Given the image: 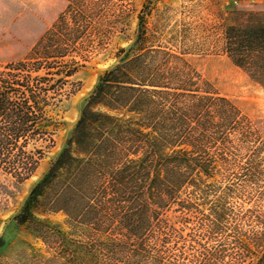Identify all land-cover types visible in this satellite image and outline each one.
Wrapping results in <instances>:
<instances>
[{
  "label": "trees",
  "instance_id": "1",
  "mask_svg": "<svg viewBox=\"0 0 264 264\" xmlns=\"http://www.w3.org/2000/svg\"><path fill=\"white\" fill-rule=\"evenodd\" d=\"M64 20L30 57L0 65V171L17 184L33 177L54 146L61 124L55 111L79 89L71 78L80 65L69 59L76 39ZM143 37L140 32L138 43ZM226 53L264 89V21L228 27ZM99 82L13 221L63 249L72 264H178L166 257L169 242L184 239L175 225L206 205L208 179L226 160V145L236 147L258 130L181 55L162 48L140 45ZM42 206L63 212L83 240L39 219ZM174 210L179 215L170 221ZM228 219L218 197L202 213L207 239ZM234 241L238 264H264V229L252 237L238 233ZM197 242L190 245L192 264L227 258L220 244ZM5 244L1 238L0 251Z\"/></svg>",
  "mask_w": 264,
  "mask_h": 264
},
{
  "label": "rangeland",
  "instance_id": "2",
  "mask_svg": "<svg viewBox=\"0 0 264 264\" xmlns=\"http://www.w3.org/2000/svg\"><path fill=\"white\" fill-rule=\"evenodd\" d=\"M62 16L76 39L71 41L69 59L80 65L71 78L79 89L55 111L61 123L55 144L46 150L33 177L17 184L0 171V239L6 243L0 251V264H72L63 249L44 243L31 227H17L13 218L65 147L102 75L126 56L135 55L140 45L181 55L221 96L238 106L258 130L236 147L226 145V160L208 179L211 189L206 205H201V212H195L187 222L175 225L184 239L178 245L172 239L167 245L166 257L178 264H192L190 245L193 242L199 246V240L220 244L226 250L227 258L218 264H238L234 237L238 233L252 237L264 229V89L227 56L226 31L233 25L264 21L263 1L0 0V65L30 57L37 42ZM140 32L144 37L138 43ZM218 197L226 204L229 219L219 234L207 239L201 225L202 213H207L208 206ZM177 215L179 212L170 211V221ZM37 217L59 225L70 240H83L82 229L72 227L63 212L49 213L42 206Z\"/></svg>",
  "mask_w": 264,
  "mask_h": 264
}]
</instances>
